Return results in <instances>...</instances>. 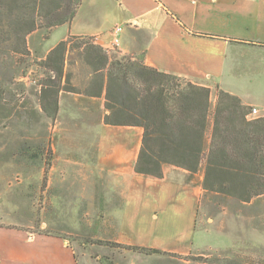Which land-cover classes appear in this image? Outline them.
<instances>
[{"label":"crops","instance_id":"1","mask_svg":"<svg viewBox=\"0 0 264 264\" xmlns=\"http://www.w3.org/2000/svg\"><path fill=\"white\" fill-rule=\"evenodd\" d=\"M114 3L82 0L72 21L53 29L52 35L59 28L65 31L41 59L71 36L92 37L110 54L117 52L133 59L143 55L147 66L208 86L211 95L223 89L238 96L243 104L257 106L264 116V0ZM107 16L119 20L114 27H124L118 47L111 46L114 27L106 31L102 28ZM82 65L88 73V85L92 73L88 65ZM69 67L67 60L66 70ZM247 86L254 90L252 94L241 91L249 90ZM78 94L98 101L94 103L98 109L95 120L102 124L96 170L108 181L110 193L122 203L121 209L111 214L118 218L115 229L110 221L113 241L180 255L194 253L204 191L201 182L187 180L190 173L173 165L164 167L161 179L137 173L144 129L106 124L109 110L105 107V91L100 97ZM26 232L0 226V264L68 263L66 242L48 238L38 243L32 233Z\"/></svg>","mask_w":264,"mask_h":264},{"label":"rangeland","instance_id":"2","mask_svg":"<svg viewBox=\"0 0 264 264\" xmlns=\"http://www.w3.org/2000/svg\"><path fill=\"white\" fill-rule=\"evenodd\" d=\"M117 21L107 16L102 28L109 30ZM55 28H41L29 36L30 55L16 56L6 67L0 64V226L30 232L38 243L48 238L66 242L67 264H264V195L242 201L204 190L196 251L188 255L146 254L97 242L115 238L109 227L111 221L115 229L118 218L111 214L122 203L96 170L102 124L95 120L98 101L62 91L55 118L41 108V82L47 76L41 58L65 31L59 28L52 35ZM69 38L73 45L80 41ZM76 53L71 59L78 60ZM77 62L67 70L73 73L69 85L83 88L87 70ZM216 100L217 92L211 95L207 143ZM249 106L251 111L257 107ZM261 115L259 111L257 117ZM203 173L202 166L186 179L202 183Z\"/></svg>","mask_w":264,"mask_h":264},{"label":"trees","instance_id":"3","mask_svg":"<svg viewBox=\"0 0 264 264\" xmlns=\"http://www.w3.org/2000/svg\"><path fill=\"white\" fill-rule=\"evenodd\" d=\"M82 0H0V64L10 65L16 56L31 54L28 38L41 28L71 22ZM68 38L53 47L41 65L47 76L41 82V108L55 118L62 91L100 97L105 91L110 125L144 129L136 172L164 178V167L173 165L192 176L204 167L206 191L250 201L264 195V116L248 119L249 105L218 89L213 109L210 142L207 135L212 90L183 77L147 66L143 55L135 59L110 54L92 37ZM90 67L92 77L84 88L70 86L73 73L66 70L78 60ZM88 75V73H87ZM0 87V99L2 98ZM36 155V154H35ZM34 156V155H32ZM99 244L163 253L153 248L98 240Z\"/></svg>","mask_w":264,"mask_h":264},{"label":"built area","instance_id":"4","mask_svg":"<svg viewBox=\"0 0 264 264\" xmlns=\"http://www.w3.org/2000/svg\"><path fill=\"white\" fill-rule=\"evenodd\" d=\"M192 2H196V0H191ZM124 27L122 25H117L112 30V40H111V46L118 47L120 44V35L123 32ZM259 114V110L257 107H253L252 111L247 115L248 119L255 118Z\"/></svg>","mask_w":264,"mask_h":264}]
</instances>
